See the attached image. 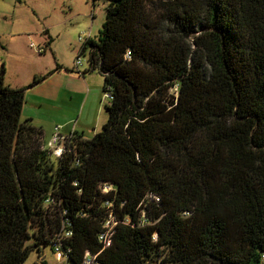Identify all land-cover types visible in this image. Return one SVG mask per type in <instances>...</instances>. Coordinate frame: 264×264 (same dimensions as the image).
Instances as JSON below:
<instances>
[{
	"label": "trees",
	"instance_id": "16d2710c",
	"mask_svg": "<svg viewBox=\"0 0 264 264\" xmlns=\"http://www.w3.org/2000/svg\"><path fill=\"white\" fill-rule=\"evenodd\" d=\"M106 1L80 52L107 118L56 160L20 118L53 70L10 87L0 64V264L46 242L67 264H264V0Z\"/></svg>",
	"mask_w": 264,
	"mask_h": 264
},
{
	"label": "rangeland",
	"instance_id": "374dc122",
	"mask_svg": "<svg viewBox=\"0 0 264 264\" xmlns=\"http://www.w3.org/2000/svg\"><path fill=\"white\" fill-rule=\"evenodd\" d=\"M107 3L106 0H0V59L5 67L4 83L10 87L27 86L34 75L42 76L51 70L48 76L58 73L56 65L61 67L62 73L77 76L74 67L77 58L81 60L77 69H87L89 49L83 52L80 49L86 39L94 40L98 34L106 17ZM45 30L47 34L42 33ZM47 38H51L50 46L44 53L37 52L35 48ZM203 67V71L208 73L209 65L203 62ZM93 77L98 79L100 85L101 106L90 118L82 117V122L86 124H82L83 132L88 137L102 129L107 118L105 105L109 101L102 91V76L93 71ZM37 84L24 91L25 111L30 108L37 119L61 118V114L49 115L46 105L37 106L28 99V93H33ZM52 103L49 102V105ZM70 103L73 109H68L65 117H71V123L78 127L76 98ZM51 158L52 161L56 160L55 155H51ZM55 255L51 245L46 242L39 250L32 249L22 264H63Z\"/></svg>",
	"mask_w": 264,
	"mask_h": 264
},
{
	"label": "crops",
	"instance_id": "0c3cea01",
	"mask_svg": "<svg viewBox=\"0 0 264 264\" xmlns=\"http://www.w3.org/2000/svg\"><path fill=\"white\" fill-rule=\"evenodd\" d=\"M46 34L48 33L45 30ZM44 33V32H42ZM45 42V41H44ZM1 62H3L1 60ZM58 73L48 76L47 80L37 84L33 93H28V99L37 103V106L46 105L49 115L61 114V118H39L37 119L30 108L25 111V102L22 107L21 115L24 114V118H32L33 122L40 127L43 134V145L48 144L55 127L58 128V132L61 134H82L84 138H89L84 134L82 117H91L92 113L96 110H100V85L98 79L93 77V71L88 73H82L84 70L78 71V75H70L62 73L61 67H59ZM35 90V91H34ZM34 95V96H33ZM76 98L77 111L76 118L80 125L77 127L73 125L69 120L71 117H65L68 109L72 108L70 103L73 98ZM49 102H53L49 105ZM74 104V103H73ZM42 113V112H41ZM39 114V113H38ZM86 125V124H85Z\"/></svg>",
	"mask_w": 264,
	"mask_h": 264
},
{
	"label": "built area",
	"instance_id": "2783aa9c",
	"mask_svg": "<svg viewBox=\"0 0 264 264\" xmlns=\"http://www.w3.org/2000/svg\"><path fill=\"white\" fill-rule=\"evenodd\" d=\"M79 39H81V38H79ZM31 46H33V44H31ZM46 48H47V46L44 42L43 44L38 45L37 48H35V50L39 53H44ZM1 63L2 62L0 59V64ZM80 64H81V60H80V58H77L75 60V65H74V67L76 68V71H78L77 68H78V65H80ZM104 95H105L106 99H108V100H110L112 98V94L110 91H108ZM58 128L59 127L54 128V132L52 133L48 144L42 145L43 147L49 149L51 151V154L55 155V156L61 155L62 151L64 150L65 145L71 140L72 135H73V134H69V135L68 134H61L58 132ZM107 187L108 186H105L104 190ZM108 223L109 222H107V225H108ZM110 229H111V226H108L107 230L99 235V238L103 244V247L109 245V243L111 241ZM54 246H55L54 253L56 254L55 257L60 261L62 260L63 264H67L65 257H64L65 254L63 253V251L56 244H54ZM96 256H97V254L92 255L89 252H86L83 263L84 264H98V262L96 260Z\"/></svg>",
	"mask_w": 264,
	"mask_h": 264
}]
</instances>
